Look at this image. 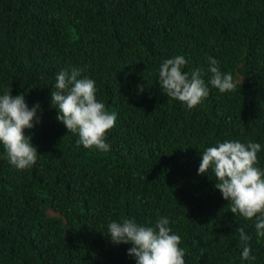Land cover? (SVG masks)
<instances>
[{"label":"trees","instance_id":"1","mask_svg":"<svg viewBox=\"0 0 264 264\" xmlns=\"http://www.w3.org/2000/svg\"><path fill=\"white\" fill-rule=\"evenodd\" d=\"M180 55L206 83L216 59L236 89L209 84L195 108L169 98L159 69ZM62 70L94 80L97 100L117 114L109 151L78 145L57 120ZM11 91L40 104L42 123L25 129L39 153L28 169L0 143V264H137L108 225L155 227L161 217L181 237L185 264H264L257 218L232 213L214 174L198 171L202 151L225 140L261 144L264 170V0H0V95Z\"/></svg>","mask_w":264,"mask_h":264},{"label":"clouds","instance_id":"2","mask_svg":"<svg viewBox=\"0 0 264 264\" xmlns=\"http://www.w3.org/2000/svg\"><path fill=\"white\" fill-rule=\"evenodd\" d=\"M185 57L175 56L162 62L159 69V84L164 93L172 99L195 108L210 94L209 84L220 93L234 91L237 87L231 73H223L218 61L208 57L207 72L211 79L206 83L203 69L184 71ZM77 70L69 73L60 71L56 76L52 104L59 110L57 120L72 133H78V145L109 151L107 134L115 127L117 114L109 112L105 104L96 97V82L92 79H78ZM143 89L141 88V91ZM37 102L29 108L25 95H0V143L6 151L9 162L18 170H25L37 163L38 150L32 137L25 135V129H32L42 123ZM261 144L242 143L239 140L218 142L217 146L202 151L199 174L213 173L218 181L215 188L225 200L230 201L232 213L246 220L256 217L255 228L259 237H264V170L256 167ZM211 169V172L209 171ZM259 214V215H258ZM169 220L161 217L155 227L140 225L133 219L113 221L108 225V235L116 244H132L128 254L137 264H185V250L180 247L181 237L169 227ZM239 239H251L243 227H238ZM251 248L244 247L242 255L249 259ZM255 259V257H251Z\"/></svg>","mask_w":264,"mask_h":264}]
</instances>
